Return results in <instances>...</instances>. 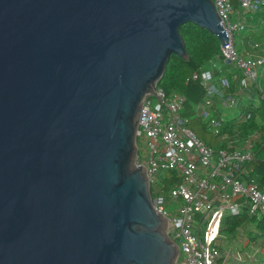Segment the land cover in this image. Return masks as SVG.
<instances>
[{
  "label": "water",
  "instance_id": "water-1",
  "mask_svg": "<svg viewBox=\"0 0 264 264\" xmlns=\"http://www.w3.org/2000/svg\"><path fill=\"white\" fill-rule=\"evenodd\" d=\"M188 22L227 43L213 0H0V264H177L136 132Z\"/></svg>",
  "mask_w": 264,
  "mask_h": 264
},
{
  "label": "built area",
  "instance_id": "built-area-1",
  "mask_svg": "<svg viewBox=\"0 0 264 264\" xmlns=\"http://www.w3.org/2000/svg\"><path fill=\"white\" fill-rule=\"evenodd\" d=\"M213 4L227 37V43L220 45V63L232 68L228 72L233 82L229 77L213 76L212 68L218 62H210V69L191 73L186 82H198L203 89L205 98L195 107V116L224 147L206 145L189 126L184 115L185 95L157 87L155 96L145 99L136 132L135 162L145 164L152 206L167 218L165 233L178 245L177 262L253 264L259 252L256 247L249 253L236 249V240L248 238L243 229L228 236L221 232V226L228 214L245 212L250 217H264V188L244 178L256 147H263L262 132L254 129L239 135L218 116L217 106L228 111L235 107L236 96L230 91L235 83L242 97L254 95L256 105L264 102L259 83L264 56H243L234 43L235 34L245 28L241 16L264 13V0H213ZM252 117V113H245L240 123ZM165 175L173 182L164 183ZM164 186H169L167 191ZM170 206L173 211L167 209Z\"/></svg>",
  "mask_w": 264,
  "mask_h": 264
},
{
  "label": "trees",
  "instance_id": "trees-1",
  "mask_svg": "<svg viewBox=\"0 0 264 264\" xmlns=\"http://www.w3.org/2000/svg\"><path fill=\"white\" fill-rule=\"evenodd\" d=\"M234 8H238L235 3ZM259 13L257 12V14ZM179 32L184 41L188 59L184 60L171 54L165 72L157 87L166 93L178 92L185 95L184 115H186L189 121L188 124L191 127L192 122L195 123V126L200 122L195 116V107L204 101L205 96L198 82L192 80L186 82V78L195 71L210 69V62H219L221 60L220 43L216 36L190 22L181 25ZM237 34L234 36L235 44L239 39V35ZM228 70V66L218 64L212 68V73L213 76L230 77L231 74ZM230 91L236 96L235 107L229 111L221 110L217 114L218 116H222L225 124L229 123L232 128L238 131L239 135L254 129L261 130L263 147L261 149L260 147H256L253 159L246 165L247 173L244 175V178L246 180H253L259 188H264V102L256 105L254 97L250 99L242 97L234 91L233 84L230 85ZM248 112L253 114L252 119L241 124L240 116ZM204 126L202 127L205 129ZM200 139L214 149L224 147V144L217 137L213 140L214 142L212 141L213 143L207 142L202 138ZM163 181L168 184L173 182L170 176L167 175H165ZM168 187L164 186V190L167 191ZM151 196L153 197L152 193ZM239 228L243 229L244 233H246L251 245L264 249V217H250L245 212L240 213L238 216H231L229 214L224 216L221 226L223 234L232 235ZM262 258V264H264V255Z\"/></svg>",
  "mask_w": 264,
  "mask_h": 264
},
{
  "label": "crops",
  "instance_id": "crops-1",
  "mask_svg": "<svg viewBox=\"0 0 264 264\" xmlns=\"http://www.w3.org/2000/svg\"><path fill=\"white\" fill-rule=\"evenodd\" d=\"M241 19L244 21L245 28L243 31L239 32V39L236 43V48L238 52L243 56L248 57H259L264 56V13L260 12L259 14H243ZM220 63V61L218 62ZM221 64V63H220ZM232 70V68H229ZM219 77V76H217ZM232 80V76L229 77ZM233 82V80H232ZM235 83V82H234ZM260 86L264 89V71H260L259 76ZM239 87L237 84H234V90L241 94ZM255 98V96L253 95ZM257 104V103H255ZM263 106V105H261ZM218 112L221 110L228 111L223 109L222 107L217 106ZM243 250L245 253H249L252 247H256L259 252L256 255V259L254 261L255 264L262 262V257L264 255V249L258 246H253L249 243V239H243L242 242Z\"/></svg>",
  "mask_w": 264,
  "mask_h": 264
},
{
  "label": "rangeland",
  "instance_id": "rangeland-1",
  "mask_svg": "<svg viewBox=\"0 0 264 264\" xmlns=\"http://www.w3.org/2000/svg\"><path fill=\"white\" fill-rule=\"evenodd\" d=\"M205 125V126H204ZM202 126H204L205 127V129L202 127ZM191 128L193 129V131L200 137V138H202L203 140H205V141H207V142H210V143H213L214 141L213 140H215V138H216V136L212 133V131L211 130H208L207 129V127H206V124H205V122H199L198 124H197V126H195V123L194 122H192L191 123ZM213 141V142H212ZM167 209H169L170 211H173V206H170L169 208H167ZM246 234V233H245ZM242 242H243V240H236V249L237 250H240V252H244V250H243V245H242ZM252 249V248H251ZM179 257H181V255L179 256ZM263 262H261V263H257V264H262ZM177 264H180V259L178 260V262H177Z\"/></svg>",
  "mask_w": 264,
  "mask_h": 264
}]
</instances>
